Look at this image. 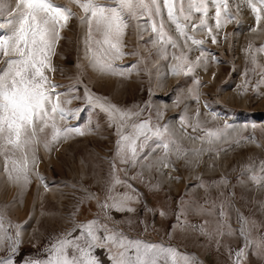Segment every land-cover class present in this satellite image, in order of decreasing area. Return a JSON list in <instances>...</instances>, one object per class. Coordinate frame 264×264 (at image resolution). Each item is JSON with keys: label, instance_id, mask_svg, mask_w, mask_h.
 I'll use <instances>...</instances> for the list:
<instances>
[{"label": "snow or ice", "instance_id": "obj_1", "mask_svg": "<svg viewBox=\"0 0 264 264\" xmlns=\"http://www.w3.org/2000/svg\"><path fill=\"white\" fill-rule=\"evenodd\" d=\"M70 2L75 3L83 14L78 15L67 5L57 3V0H0V159L3 160L2 167L6 177L21 188L32 183V173L39 159L41 144L51 151V144L62 137L84 135L80 127L58 125L57 119L64 122L70 116H75L79 109L71 110L63 106L70 104L71 100L62 99V94L57 91L60 85L49 75L56 71L52 57L63 39L62 30L69 27L73 18L86 25L85 56L89 59L90 66L98 68L102 73L120 75H124L125 71L113 67V61L125 55H138L136 52L122 51L126 30L131 21L137 22L141 40L142 33L150 27L149 40L154 46L159 45L157 54L165 61H175L169 65L168 74L184 76L194 75L195 70L200 67L207 71L209 60L221 62L215 53L206 48L205 40L196 39L192 32L206 30L207 38L212 44H219L222 40L226 42L229 34L223 32L221 35L223 29L232 22L240 24V16L245 10L251 13L255 21L250 31H264V0ZM196 16L199 17L198 21L193 19ZM141 20L144 21L143 25L139 24ZM209 20L214 21V25H210ZM166 23L174 26L179 40L165 31ZM169 46L174 50L171 54L168 53ZM193 46L199 50V55L194 60L191 59ZM252 48V44H249L246 51L251 52ZM255 52L264 53V43L256 47ZM250 62L254 66L252 72L256 71V67L260 71L255 85H247V81L246 85L252 86L254 92L259 94L257 89L264 84V65L259 64L254 54ZM134 68L135 65H132L127 71ZM249 71L246 68V77L249 76ZM215 76L216 73L213 72V79ZM194 84L195 88L188 89V98L199 105V87L202 81L195 77ZM247 86L244 88L245 92ZM79 87L80 85H71L69 91H78ZM84 87L83 99L107 114L110 126L116 127L118 135L115 153L103 185L104 195L101 197L99 193L84 190L87 200L94 199L97 202L99 212L95 218L86 222L76 221L71 229L57 234L45 247L43 258L28 259L25 264H102L95 254L97 249L107 251L109 264H194L189 256L181 254L175 247L130 238L121 225L127 223L131 227L136 221L131 218L116 221L112 212L136 214L142 193L135 187V182H145V167L155 172L167 171L169 168L176 171L173 155L177 160L183 159L186 164L192 163L187 160L189 152L196 156L202 153H215L218 156L220 151L227 149H218L212 145L227 139L233 126L225 121L222 126L209 128L206 122L200 120L199 107L191 116L185 107L184 114L179 116L181 130L188 132L191 139H200L209 145L207 148L187 149L174 138L170 125L167 122L161 123L165 115L162 109L156 110L155 121L151 111L147 118L141 119L143 112L152 107L149 102L145 103L144 108L137 105L138 110L133 111L121 108L106 97L95 96ZM149 91L151 94V89ZM80 98L73 96V99ZM174 103L179 106V96ZM205 107H208L206 102ZM217 118L218 113L213 112L212 119ZM242 138L254 140V136ZM231 143H239V140L229 141ZM157 152L162 153L161 157L152 160L151 157ZM199 162L196 161L197 164ZM258 167V173L255 171V164L248 166L247 171L251 173L249 179L260 188L264 187V161H260ZM36 175L39 176V173ZM171 178L181 179L179 176ZM147 183L150 189L159 188V184L153 185L150 181ZM227 183L224 177L211 183L199 178L194 187L208 191L211 187L220 188ZM195 203V214L217 215L215 225L208 220L201 224L190 223L185 201L181 199L173 232L179 227L180 231L190 229L209 238H222L238 233L243 244L235 252L229 248V257H235L232 264H243L249 253L264 258V224L238 212L239 228L234 229L227 222L229 217L223 201L217 204L215 200L206 199L203 205ZM145 210L151 211L147 208ZM159 214L167 215L163 210ZM70 215L75 218V212ZM139 223H143L147 231V223ZM22 228V224H13L0 213V253H4L0 255V264H15L14 256L22 243ZM216 245L217 248L220 247V239L216 240Z\"/></svg>", "mask_w": 264, "mask_h": 264}, {"label": "rangeland", "instance_id": "obj_2", "mask_svg": "<svg viewBox=\"0 0 264 264\" xmlns=\"http://www.w3.org/2000/svg\"><path fill=\"white\" fill-rule=\"evenodd\" d=\"M57 3L67 5L78 15L83 14L70 0H57ZM193 19L198 21L199 17ZM240 19V24L232 22L223 29L221 35L223 32L229 34L226 42L222 40L219 44H212L207 38L206 30L191 33L196 39H204L206 48L215 53L221 62L209 60L207 71L200 67L195 70L194 75L189 76L168 74L169 65L175 61H165L157 54L159 45L154 46L149 40L150 27L142 33L143 40L140 39L136 21H131L126 30L122 51L136 52L138 55H125L113 61V67L124 70V75L102 73L98 68L90 66L89 59L85 56L86 25L75 18L70 20L69 27L62 30L63 39L52 57L56 71L49 75L60 85L57 91L62 94V99L71 100L70 104L63 106L71 110L79 109L75 116H70L64 122L57 119L58 125L80 127L84 135L62 137L51 144V151L41 144L39 149L42 148V151L38 150V160L42 159L44 174L36 176V167L32 173L38 178V186L33 181L24 186V189L13 184L18 187V194H13L12 189L4 188V177H7L0 172V213L13 224L23 225L22 243L14 256L15 264L43 258L45 247L57 234L71 229L76 221L86 222L95 218L99 212L97 202L94 199L87 200L84 190L99 193L101 197L104 195L103 185L115 153L118 135L116 127L110 126L107 114L83 99L84 86L93 95L106 97L121 108L133 111L138 110L137 105L144 108L145 103L149 102L152 107L143 112L141 119L147 118L151 111L155 121L156 110L162 109L165 115L161 123L167 122L174 138L187 149L207 148L209 145L200 139H191L188 132L181 130L179 116L184 114L185 107L189 116L199 107L200 120L206 122L209 128L222 126L225 121L233 126L227 139L212 145L218 149H227L220 151L218 156L215 153L196 156L189 152L187 160L192 163L186 164L183 159L177 160L173 155L176 171L169 168L167 171L155 172L145 167V182H135V187L142 193L136 214L112 212L116 221L128 218L136 221L131 227L127 223L121 225L130 238L175 247L181 254L189 256L194 264H232L235 257H229V248L235 252L243 244L238 233L222 238H209L190 229L180 231L179 227L173 232V226L177 224L176 213L180 210L181 199L185 201L187 219L192 224L208 220L215 225L217 215H197L194 212L195 202L203 205L206 199L215 200L217 204L224 202L229 217L227 222L234 229L239 228L238 212L264 224V187L257 188L249 179L251 173L247 171L248 166L255 164V171L258 173L259 162L264 161V84L259 85V94L254 92L252 86H247L255 85L260 71L259 67H256L255 72L251 71L254 67L250 62L251 56L256 55L259 64L264 65V53L255 52L256 47L264 43V31H250L255 21L249 11L245 10ZM139 24L143 25L144 21H139ZM209 24L214 25V21L209 20ZM165 31L179 40L173 25L166 23ZM249 44L253 46L251 52L246 51ZM180 46L183 47L182 42ZM173 51L169 46L168 53ZM197 55L199 50L193 46L191 59L194 60ZM132 65L135 68L128 72ZM246 68L250 70L248 77L245 76ZM213 72L216 73L214 79ZM195 77L202 81L199 87V105L188 98V89L196 87ZM71 85H80L79 90L69 91ZM73 96L81 98L73 99ZM178 96L181 101L179 106L174 103ZM205 102L208 107H205ZM213 112L218 113L216 120L212 119ZM253 136L254 140L242 138ZM234 140H239V143L229 144V141ZM161 155V152H157L151 159L157 160ZM197 160L200 161L198 164ZM2 164L3 160L0 159V167ZM172 176H179L181 179H172ZM221 177L226 178V186L211 187L208 191L194 187L199 178L211 183L219 181ZM148 181L153 185L159 184V188L150 189ZM40 184L42 187H39ZM49 189L54 192L51 193ZM232 193L234 195H230ZM146 208L151 211H146ZM161 210L167 215L161 216ZM73 212L74 219L70 215ZM139 221L147 223V231ZM30 231H33L32 235ZM217 239L221 240L219 248L216 245ZM95 254L102 264H109L105 249H97ZM243 264H264V258L249 253Z\"/></svg>", "mask_w": 264, "mask_h": 264}, {"label": "bare ground", "instance_id": "obj_3", "mask_svg": "<svg viewBox=\"0 0 264 264\" xmlns=\"http://www.w3.org/2000/svg\"><path fill=\"white\" fill-rule=\"evenodd\" d=\"M41 146V145H40ZM40 146H39V148H40ZM40 151H42V148L41 149H39ZM37 164V166H36V170L38 171V173H40V174H44V172H43V169H44V164H42V159H40V160H38V163H36ZM3 164L1 165V167H0V172L1 173H4V171H3ZM43 167V168H42ZM35 174V173H34ZM36 175V174H35ZM37 176V175H36ZM36 176H33L32 175V181L33 182H35V186H38L37 185V180H38V178L36 177ZM43 177H44V175H42ZM40 178V177H39ZM4 184H6V186H4V188H6V189H8V188H10V189H12L14 192H13V194L15 193V194H18L17 193V189H18V187H16L17 185L14 183V182H12V181H10L8 178H5L4 177ZM168 183V182H167ZM13 184H15V185H13ZM39 187H42L41 186V184H40V186ZM44 187V186H43ZM21 189V188H20ZM24 189V188H23ZM28 189H29V187H28ZM36 190V189H35ZM25 191V190H24ZM28 191V190H27ZM49 191H50V189H49ZM30 192H32V191H30ZM51 193H53L54 191H50ZM25 193H26V191H25ZM30 196V195H29ZM56 196H58V195H56ZM55 196V197H56ZM59 197V196H58ZM33 201V200H32ZM32 201H31V203H32ZM29 205H27V207H28ZM38 210V209H37ZM40 211V210H39ZM54 212V211H53ZM49 220V219H48ZM27 222V221H26ZM33 228V227H32ZM32 230V229H31ZM34 230V229H33ZM31 233H30V235H32L33 234V231H30ZM34 232H35V230H34Z\"/></svg>", "mask_w": 264, "mask_h": 264}]
</instances>
